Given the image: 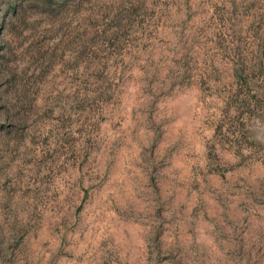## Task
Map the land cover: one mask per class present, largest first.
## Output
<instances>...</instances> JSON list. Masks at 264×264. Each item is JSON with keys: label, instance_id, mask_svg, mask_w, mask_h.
<instances>
[{"label": "rangeland", "instance_id": "374dc122", "mask_svg": "<svg viewBox=\"0 0 264 264\" xmlns=\"http://www.w3.org/2000/svg\"><path fill=\"white\" fill-rule=\"evenodd\" d=\"M0 264H264V0H0Z\"/></svg>", "mask_w": 264, "mask_h": 264}]
</instances>
